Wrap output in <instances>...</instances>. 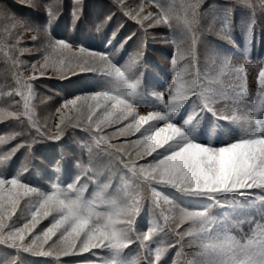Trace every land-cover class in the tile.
I'll return each instance as SVG.
<instances>
[{
  "label": "snow or ice",
  "instance_id": "1",
  "mask_svg": "<svg viewBox=\"0 0 264 264\" xmlns=\"http://www.w3.org/2000/svg\"><path fill=\"white\" fill-rule=\"evenodd\" d=\"M15 2L43 9L47 20L37 24L0 4V52L14 69L15 88L10 95L20 97V101L12 100V104L22 102V108H0V121L12 118L20 126L19 131L0 136V145L23 138L0 152V246L14 250L12 258L0 264H33L21 261L22 253L52 258V264H161L168 248L174 242H183L185 237L190 238L189 244L197 246L187 264H264V224H257L250 235L236 238L227 233L228 217L213 212L228 209L239 214L242 209H255L264 219V54L257 55L256 114L241 118L214 107L220 99L236 102L246 91L245 68L242 64L233 67L231 58L248 60L253 42H260L264 36V0H231L219 6L221 11L208 20L207 32L221 42L212 46L213 55L219 59L221 71L234 72L238 81V90L231 97L226 91L206 90L197 83L198 45L205 44L201 38L205 32L201 20L206 15V10L200 11L202 0L184 5L183 17L177 16L172 0H108V10L94 23L95 32L104 38L105 27L118 17L115 27L106 35L104 51L52 34L62 0H56L55 5L49 0ZM83 7V0H73V26L82 18ZM153 7L156 11L151 10ZM236 9L242 11L244 18L234 25L232 13ZM217 21L219 27L215 28ZM125 22H132L135 27L114 44ZM177 24L182 40L170 57L174 78L171 82L166 80V87L158 90V74L146 82L141 70L145 44L149 37L157 38L159 34L150 31L157 27L170 30L163 42L172 43L170 37ZM236 27L241 30L243 45L234 38ZM26 32L32 33V46L20 43ZM133 37L135 50L121 64L116 57ZM24 53H35L37 58L31 62L21 60ZM189 68L193 71L189 72ZM77 73H91L83 77L79 94L62 101L55 109L58 118L38 119L29 106L34 95L30 81L49 75L63 79ZM148 97H155L163 107L156 110L149 105L151 110L146 114L138 113L137 107ZM207 114L211 128L206 127L200 136L219 129L215 132V144L197 135ZM134 132L140 133L134 140H117ZM65 135L74 145L71 158L46 154L41 170L42 177L51 183L50 190L22 178L28 164L16 169L11 161L13 154L23 147L28 161L33 144L60 140ZM148 156L150 160L145 159ZM138 160L143 163H137ZM72 169H76L75 175ZM106 170L129 176L131 190L123 195L105 194L110 181L106 183L100 177ZM69 174V181L60 180L61 175ZM83 175L87 179L81 181ZM88 182L99 188L92 199L84 196ZM156 186L172 192L165 194ZM250 189H259L261 194L256 196ZM145 192L147 197L141 195ZM145 199L154 218L142 230L136 218ZM50 214L54 215L49 223L37 229ZM185 223L189 226L177 232ZM170 235L178 239L166 241L165 237ZM128 245H136L132 259L124 252ZM93 249L100 250L92 252L95 260L60 259Z\"/></svg>",
  "mask_w": 264,
  "mask_h": 264
},
{
  "label": "trees",
  "instance_id": "2",
  "mask_svg": "<svg viewBox=\"0 0 264 264\" xmlns=\"http://www.w3.org/2000/svg\"><path fill=\"white\" fill-rule=\"evenodd\" d=\"M50 3L55 5L56 0H49ZM175 4V12L177 16L183 17L185 14V7L189 3H192L193 0H172ZM73 0H62V10L59 15L56 17L55 22L51 27V32L56 38H64L68 37L78 43H84L86 46L91 47L98 51L105 50V38L107 33H110L113 27H115L118 22V17H114L112 21L105 27V37H100V34H97L94 30V23L97 19L102 17V15L108 10V0H83V9H82V18L76 22V25H72L71 19V6ZM229 1H220L216 3V0H202L200 4V11L204 13L206 10V15L202 16L201 23L205 29L204 35L201 37L205 40L206 48L205 55L202 56L200 53L197 57L195 71L198 74L200 71L203 72L204 69L208 67V62L206 63L208 52L211 53L212 46L214 44L220 45L221 42L216 39L214 35L207 32V23L208 20L211 19L214 15L221 11L219 6L229 4ZM0 4H6L8 7L16 13L18 17H26L32 20L37 24H44L47 20L46 13L43 9H33L30 7H26L23 4L16 3L15 0H0ZM217 4V5H216ZM212 5H216L215 9L210 7ZM239 13V12H238ZM237 9L233 11V23L238 24V18L241 15H238ZM134 24L132 22H125L123 27H121L117 33V36L114 40V44L118 43L124 36L128 35L130 31L134 29ZM215 28L219 27V22L217 21ZM236 27L234 29L233 35L234 38L239 39L241 37L240 31ZM150 31L156 32L159 35L155 40L151 37L147 39L144 49V56L142 58L141 63L143 64V68L141 69L144 73L145 81H151L154 76L158 74V76L162 74H167L169 70L170 57L174 55L173 46L180 43L182 40L181 36V28L177 24L176 28L173 30L171 34L172 43L163 42V37H168L170 30L166 27H157L155 29H150ZM31 32H26L23 34L21 39V45L24 46H32V41L30 40V36H27ZM32 35V33H31ZM135 37L133 40H129L124 48L121 49L120 54L116 57V60L120 63H124L129 54L133 53L135 50L134 44ZM209 40V41H207ZM264 36L261 37V41L259 42L260 47L263 46ZM256 41L253 42V44ZM198 49H200V45H198ZM21 60L31 62L37 58L36 54L33 53L31 55L24 53L19 57ZM193 71L192 68H189ZM14 69L12 65L5 61L3 57V53L0 52V108H7L8 110H12V108H22L21 104H12V100L20 101V97L11 96L10 93L15 88V81L12 77ZM91 75V73H77L76 75H69L63 79L54 76H39L34 81H30L34 86V95L29 99V106L33 107V111L36 114V117L43 121L48 118L49 114H53L55 109L62 103L65 98H70L73 94H79V85L83 83V77ZM50 97V99H47ZM9 107L11 109H9ZM50 115V116H51ZM27 121H25V126ZM20 126L17 121L12 118H6L3 121H0V136H7L12 131H19ZM23 139L22 137H16L8 143L3 144V147L0 149V152L6 151L13 147L19 140ZM74 149V145L71 140H69L68 136H62L60 140H44L40 143H36L32 145V151L30 154V159L28 161L25 160V148L21 147L16 151L15 154L11 157V161L14 162L15 168L19 169L21 164L27 163L28 170L23 173V178H29L30 182L34 185H45L44 183L49 182L42 177L41 170L44 164L46 163L45 156L46 154L54 155L59 157L61 154L65 156L66 159H70V153ZM116 171V170H112ZM72 174H76V169H72ZM62 176V175H61ZM65 178L71 177V175H65ZM56 179L55 177L53 178ZM50 183V182H49ZM113 187V186H112ZM142 196L147 197L148 193H141ZM144 213H149L147 200L144 201V207L141 208ZM214 214H217V211L213 210ZM239 219V218H238ZM240 221V220H239ZM238 222L237 219H231L229 222V226L234 225ZM189 225L187 223L183 224V227L180 228L177 232H180L186 229ZM143 230V228H141ZM173 237V236H171ZM171 241H176L178 238L174 236L173 240L169 238ZM189 237H185L183 242L173 243L171 247V251L168 254L167 258L162 259V264H172L173 259L177 257L175 255V251H179V264H184L185 259L188 256H192L194 252V244H189ZM166 240V237H165ZM181 243L183 247H181ZM192 250V251H191ZM92 252H97V249H93L89 252H84L78 254L74 257H61V260H73L80 261L84 258L91 260ZM14 250L6 249L4 246H0V262H4L10 260L12 258V254ZM181 256V257H180ZM174 257V258H173ZM189 258V257H188ZM21 261H32L33 264H52V258H49L48 261H42L39 257L33 259V256L27 253H22L20 256Z\"/></svg>",
  "mask_w": 264,
  "mask_h": 264
},
{
  "label": "rangeland",
  "instance_id": "3",
  "mask_svg": "<svg viewBox=\"0 0 264 264\" xmlns=\"http://www.w3.org/2000/svg\"><path fill=\"white\" fill-rule=\"evenodd\" d=\"M220 1H229V0H216V3H219ZM126 2L131 3V2H133V0H126ZM213 9H215V7H213ZM151 10L156 11L155 7H153ZM237 13H238V15H241L238 18V21H241V19L244 18L243 13L239 9H237ZM238 29L241 33V30L239 27H238ZM27 36H31V33L27 34ZM207 41H209V40H207ZM236 42L240 45H243L242 33H241L240 39L236 40ZM262 42L264 43V40H262ZM205 48H206V45L200 46L199 53L202 56L205 55ZM261 48L262 47L258 48V50H251V55H250L248 60H241L237 56H233L231 58V65L233 67H238L242 64L245 68V71L247 74L246 91L241 95L240 99L236 102H233V100H231V99H229V100H223V99L218 100L217 103L214 105V107L217 108L218 111H222L228 115H232L233 113H235V115H237L241 118L247 117L250 113L253 115L256 114L254 112V110L256 109L257 104L259 102L257 95H256L257 91H258V84L256 83V76L258 75V68L256 67V64H257V55L260 54L259 49L261 50ZM173 51L175 54V45L173 46ZM208 53L209 54H207V59H206V63L208 62V67L206 69H204L203 72L200 71L198 73L197 83L201 84V86L204 87L206 90L211 89V90H215L217 92L226 91L228 93V95L231 97L232 94L238 90L235 88V85L238 83V81L235 79V73L231 72L230 74H224L221 71L219 59L214 57L212 51H211V53L210 52H208ZM263 54H264V48H263ZM168 71L169 72L166 76L161 75L159 77L158 90H162L164 87H166V80H169V82H171V79L174 78V73L171 71L170 64H169V70ZM188 71L192 72L190 69H188ZM230 85H231V87H230ZM163 96H164V99L166 100L167 99V91L166 90L163 91ZM149 105H153L156 110H160L163 107V104L161 101H157L155 99V97H148L146 101H142V103L137 107L136 111L140 114H146L147 111L151 110ZM185 107H187V105H185ZM31 108L33 110L32 106H31ZM9 109H11V108L9 107ZM50 115L51 114L48 115V118L51 116H55L56 118H58L59 114L54 112L51 116ZM69 115H71V114H69ZM209 116H210V114L205 115L204 120H202L200 122V125L197 128V135L202 140H208L210 143L215 144L218 142L216 139L215 132L219 131V129H213L212 134H210L208 136H200V133L202 131H204V129L206 127L211 128V125H210V119L211 118ZM219 123L224 124L226 122L220 121ZM231 126L233 128H236L237 131H239V128L236 125H231ZM113 127H118V126H113ZM105 131H109V129H105ZM141 131H143V128L141 129ZM139 136H140L139 132H134L132 135H130L128 137H118L117 140L121 143H124L125 141L134 140V139L138 138ZM11 140H8V143H10ZM2 147H3V144L0 145V149ZM145 159L150 160L151 156H148ZM137 163H143V160H138ZM110 172L112 173V171H108V170L105 171V173H110ZM117 175L119 176V178H118V181L116 182L117 190H115L114 196L115 195H123L125 191L131 190V184H130L131 178L129 176H122L120 173H117ZM114 176H116V173H112V175H110L111 178ZM83 177L87 179L86 175ZM68 179L70 180L71 177H68ZM26 180H27V182H30L29 178H26ZM60 180L62 182H63V180L66 182L65 177L63 175L60 177ZM110 181L112 182L111 179H110ZM44 184L45 185H42V186L44 188L50 190L51 183L46 182ZM90 184L92 187L90 188L89 187L90 185L88 184L87 188L84 191V196L86 198L92 199L93 196L97 192H99V188L95 187L92 182ZM39 186H41V185H39ZM109 186H110V184H109ZM156 187L159 191H162L165 194H171V192H172V190L167 189V188H161L160 186H156ZM109 191L110 190L108 187L106 189L105 194H108ZM248 191H251V190H248ZM254 191H257L258 195L261 194L260 190H254ZM249 199H252V197H249ZM21 205H23V201H21ZM219 212L224 213L226 216H229L230 214H232V213H230V210H228V209H219ZM52 215H54V214H50L48 217H45L43 220H41L40 224L37 225V229H39L42 226L47 225L49 223V221L51 220ZM153 218L154 217L151 214L144 213V211L141 210L136 219H137L138 226L140 228H143V230H146L147 226L149 225V223L151 222V220ZM261 219H262L261 216H259L258 218H254V221H256V222L250 224L251 228L254 229L257 226V224H263L261 222ZM246 221L249 222V221H252V219H246ZM182 227H183V224H181L180 227L178 229H176V231H178ZM227 232L229 235L234 236L236 238H241L242 236L250 235V234H246L244 232L243 223H239V222H236L234 225H231V226L227 225ZM160 235H163V234H160ZM156 238L158 239L159 237H156ZM169 238H171L173 240L174 236L171 237V235H170V236L166 237V241L169 240ZM154 247H155V245H153V248ZM97 251H100V250H97ZM170 251H171V247L168 248L166 254L162 257V259L164 258V260H165L168 256V254L170 253ZM124 252L129 253V259H132L136 255V245H128L124 249ZM178 252L179 251H177V253ZM142 255H143V253H142ZM175 255L177 257H175V258L173 257L174 259H173L172 264H179L181 261L179 262V260H178L179 255L176 254V251H175ZM188 257L186 259L184 257V261H183L184 264H187V262L193 258V255L188 256ZM33 259H36V257H33ZM39 259L42 261H48L49 258L48 257H39ZM95 259H96V257L92 256L91 260H95ZM161 264H162V260H161Z\"/></svg>",
  "mask_w": 264,
  "mask_h": 264
}]
</instances>
